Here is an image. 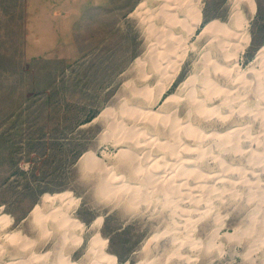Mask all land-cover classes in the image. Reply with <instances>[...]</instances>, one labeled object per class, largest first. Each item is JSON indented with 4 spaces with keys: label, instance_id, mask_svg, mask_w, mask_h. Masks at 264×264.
Returning <instances> with one entry per match:
<instances>
[{
    "label": "rangeland",
    "instance_id": "obj_1",
    "mask_svg": "<svg viewBox=\"0 0 264 264\" xmlns=\"http://www.w3.org/2000/svg\"><path fill=\"white\" fill-rule=\"evenodd\" d=\"M162 3L111 0L87 10L74 27L77 56L65 62L27 60L26 0H0V216L10 221L0 264H264V0H254L252 15L237 7L247 19L242 52L238 37L199 36L210 21L232 28L233 0H201L173 80V58H150L166 39ZM113 175L121 181L109 183ZM60 206L79 225L72 235L32 213L20 221L34 207ZM4 234L17 238L4 243ZM95 235L104 245L94 253ZM191 241L194 254L183 248Z\"/></svg>",
    "mask_w": 264,
    "mask_h": 264
},
{
    "label": "bare ground",
    "instance_id": "obj_2",
    "mask_svg": "<svg viewBox=\"0 0 264 264\" xmlns=\"http://www.w3.org/2000/svg\"><path fill=\"white\" fill-rule=\"evenodd\" d=\"M200 1L201 0H163V3L161 4V7H160V17H162V20L164 21V23L166 24V25H164V27H163V29H165L166 30V32H164V31H162V33L164 34V36H166V39H163V41H161V42H163L162 43V45H158V44H155V46L154 47H152L151 49H150V58L151 59H153V60H156V61H158V59L160 58V59H163V60H165L166 59V61H167V59L170 57V58H173V61L171 62V64H173V67H171V68H173L174 69V74H168L169 76H167L168 78L169 77H174L175 76V74L177 73V70H178V68H179V65H180V63L183 61V59H184V56H185V54H186V42H187V39L191 36V35H193V33H194V31L196 30V28L199 26V24H200V22H201V18H202V15H201V8L199 7V4H200ZM241 3H243L244 4V6L246 7V9H247V11H248V13L249 14H253L254 12H255V3H254V0H233V7H234V9H233V12H232V14H231V16H230V22H231V25H232V28H230L228 25H224V24H221V23H219L218 21H210V22H207L203 27H202V29H201V31H200V33H199V36H206V35H208L207 37H209V35L210 36H213L214 38L216 37H219V36H221L222 37V35L224 36H230L231 38V40H232V36H235V37H238L239 38V42H241V44H240V46L237 48V47H235V48H237V49H239L240 48V50H241V52H242V50L244 49V47L248 44V37H247V34H246V24H247V19H246V16L245 15H243V13L239 10V9H237V7L241 4ZM160 4V3H159ZM161 23H163V22H161ZM160 23V24H161ZM159 27V26H158ZM160 27H162V25L160 26ZM175 28H178V30H179V33H178V35L176 34V31H175ZM157 29V28H156ZM156 31V30H155ZM159 31V30H158ZM157 34V33H156ZM161 34V33H160ZM160 34H159V37H160ZM158 35V34H157ZM232 35V36H231ZM157 37L158 36H156L155 35V38L157 39ZM158 37V38H159ZM220 37V38H221ZM235 37L233 38L234 40H235ZM163 38V37H162ZM161 38V39H162ZM165 38V37H164ZM226 38V37H225ZM218 39V38H217ZM158 41H160V38H159V40ZM219 41H220V39H219ZM218 41V42H219ZM157 42V41H156ZM227 42V41H226ZM235 42V41H234ZM160 43V42H159ZM228 43V42H227ZM230 43V42H229ZM219 45V44H218ZM228 45V44H227ZM223 46V45H222ZM226 46V45H225ZM225 46H224V48H225ZM234 46V45H233ZM233 46H230V47H233ZM236 46V45H235ZM218 47V46H217ZM220 47V46H219ZM227 47V46H226ZM229 47V48H230ZM220 49V48H219ZM237 49H235L236 51L235 52H237ZM225 50H227V49H225ZM149 52V51H148ZM223 52H224V50H223ZM226 52V51H225ZM228 52V51H227ZM234 52V51H233ZM231 54H233V53H231ZM259 54L260 55H264V46H262L261 48H260V50H259ZM221 55H222V53H221ZM226 56H227V54H226ZM226 56H225V58H226ZM222 57H223V55H222ZM224 58V57H223ZM221 60V59H220ZM156 61H154V62H156ZM162 61V60H161ZM220 62V61H219ZM149 63V62H148ZM218 63V62H217ZM155 65H158V64H156V63H154ZM161 64H163V62H161ZM165 65V64H164ZM167 65V64H166ZM159 66V65H158ZM170 66V65H169ZM222 66V65H221ZM221 66H220V70H222V68H221ZM167 67V66H166ZM166 67H165V70H166ZM213 67H215V66H213ZM170 68V67H169ZM169 68H167V69H169ZM216 68V67H215ZM146 69V68H145ZM148 69V68H147ZM152 69V68H151ZM150 69V70H151ZM162 69V68H161ZM172 70V69H171ZM218 70V69H217ZM163 71V70H162ZM170 71V70H169ZM213 71H216V69H213ZM164 72H168V70L167 71H164ZM223 72V71H222ZM228 72V71H227ZM164 74V73H163ZM228 74V73H227ZM165 75V74H164ZM173 77H172V80H173ZM231 78V77H230ZM229 78V79H230ZM243 78V77H242ZM227 79H228V77H227ZM232 79V78H231ZM172 80H170L169 82H171ZM209 80V79H208ZM207 80V81H208ZM234 80V79H233ZM206 82V81H205ZM209 83H210V81H208ZM259 82V81H258ZM208 83V84H209ZM165 84V83H164ZM259 84H261V82H259ZM258 84V85H259ZM170 85V84H169ZM209 86H210V88H211V85L209 84ZM261 86V85H260ZM260 89V88H259ZM263 89V88H262ZM166 90V88L165 87H162L160 90H159V96H162V93L164 92ZM264 90V89H263ZM257 92V91H256ZM259 92V91H258ZM224 94H226V91H225V93ZM227 94H229V92L227 93ZM258 93H256V96H259V95H257ZM224 96V95H223ZM230 96V95H229ZM262 97V96H261ZM203 98V97H202ZM224 98H225V96H224ZM201 99V98H200ZM226 99V98H225ZM263 99V98H262ZM262 99H260L259 98V100H256V101H258V102H256V104L258 103L259 104V101L260 100H262ZM167 100V99H166ZM194 100V99H193ZM197 101H198V99H196ZM231 100V99H230ZM195 101V100H194ZM210 101V100H209ZM212 101V100H211ZM222 101V100H221ZM191 102V101H190ZM203 102V101H202ZM224 103H226V102H224ZM260 103H262V102H260ZM198 104H200V102L198 103ZM203 104H204V102H203ZM206 104V103H205ZM229 104V103H228ZM260 105V104H259ZM200 106L201 105H199V108H200ZM228 106V105H227ZM220 107V106H219ZM218 107V108H219ZM213 108V107H212ZM214 108H216V106L214 107ZM213 108V109H214ZM222 108V107H221ZM227 108V107H226ZM209 110L210 109V112H211V108H206V110ZM217 109V108H216ZM256 109V108H255ZM261 109H262V107H261ZM229 110V109H228ZM228 110H226L227 112H228ZM257 110V109H256ZM207 112V111H206ZM209 112V113H210ZM216 112H218V109H217V111ZM216 112H214V113H216ZM230 112V111H229ZM208 112H207V114H209ZM212 113V112H211ZM218 113H220V111L218 112ZM233 113V112H232ZM256 113H258V112H256ZM222 114V113H221ZM260 114V113H259ZM142 115L143 116H147V115H149V113L148 112H142ZM215 115V114H214ZM214 115H212V116H214ZM229 115H231V114H228V116H226V118H229V117H231V116H229ZM202 117V116H201ZM217 117H218V115H217ZM223 117V116H222ZM225 117V116H224ZM223 117V118H224ZM242 117V116H241ZM249 116H247V118H248ZM143 118H145V117H143ZM216 118V117H215ZM244 118V117H243ZM247 118H245V119H247ZM220 119H221V116H220ZM240 120H241V118H240ZM255 122V121H254ZM253 123V122H252ZM235 125V124H234ZM233 125V126H234ZM262 126V125H261ZM233 128V127H232ZM236 129V128H235ZM241 129V128H240ZM240 129H239V131H240ZM229 130V129H228ZM262 130H263V127H262ZM261 131V130H260ZM212 132V131H211ZM242 132H243V129H242ZM202 133V132H201ZM214 133H216V132H214ZM220 133V132H219ZM225 133V132H224ZM261 133H263L262 131H261ZM202 135H203V133H202ZM216 135V134H215ZM214 134L213 135H211V134H207V136H215ZM221 135H225V134H221ZM226 135H228V136H232V137H234V135H238V133H237V131H230V132H228ZM253 135H256V134H253ZM206 137V136H205ZM249 137H251V135L249 136ZM248 137V138H249ZM211 138V137H210ZM209 138V139H210ZM251 138H253V137H251ZM251 138H249L250 139V141L251 140H253V139H251ZM255 138V137H254ZM219 139V138H218ZM238 139V138H237ZM239 139H240V137H239ZM246 139V138H245ZM249 139H247V141L249 140ZM223 140V139H222ZM225 140V139H224ZM228 140H229V137H228ZM240 140H242V139H240ZM244 140V139H243ZM257 140V139H256ZM255 140V141H256ZM160 141V140H159ZM187 141H189V140H187ZM227 141V140H226ZM260 141V140H259ZM192 142H194V141H192ZM252 142V141H251ZM254 142V141H253ZM206 143V142H205ZM209 143V142H208ZM255 143V142H254ZM201 145H202V142L200 143ZM204 144V143H203ZM243 144V143H242ZM253 144V143H252ZM262 144V143H261ZM155 145V144H154ZM205 145V144H204ZM251 145V144H250ZM249 145V146H250ZM206 146H207V144H206ZM254 146V145H253ZM253 146H251V147H253ZM256 146H257V144H256ZM263 146V145H262ZM261 146V147H262ZM205 147V146H204ZM237 147V146H236ZM260 146L258 145V148H259ZM264 147V146H263ZM174 147H172V149H173ZM210 148V147H209ZM243 148H245L244 147V145H243ZM250 148V147H249ZM254 148V147H253ZM143 149H145V148H143ZM142 149V150H143ZM139 150V149H138ZM153 150V149H152ZM152 150H151V152H152ZM185 150V149H184ZM188 150V149H187ZM211 150V149H210ZM256 150H258V149H255L254 151H256ZM260 150V149H259ZM173 151H174V149L170 152L171 153V157L173 156ZM175 151H176V149H175ZM143 152V151H142ZM146 152H147V150H146ZM153 153V152H152ZM155 153V152H154ZM161 153H163V152H161ZM177 153H179V152H177ZM190 153V152H189ZM146 154H148V153H146ZM149 155V154H148ZM146 156V155H145ZM159 156V155H158ZM178 156V155H177ZM195 157H196V155H195ZM194 157V158H195ZM147 158V157H146ZM155 158H157V157H155ZM159 158V157H158ZM168 158V157H167ZM166 158V160H169V161H171L170 159H167ZM175 158V157H174ZM176 159H178V158H176ZM81 160L83 161V163L85 164V165H89V164H91L93 161H94V159H93V155H91V153L89 154V153H85V154H83L82 155V157H81ZM164 160V159H163ZM173 160V159H172ZM211 160V159H210ZM209 160V161H210ZM153 161H154V159H153ZM172 162V161H171ZM175 162H176V160H175ZM174 162V163H175ZM203 162V161H202ZM150 163V162H149ZM164 163V162H163ZM170 163V162H169ZM168 163V164H169ZM195 163V162H194ZM93 164V163H92ZM168 164H167V166H168ZM149 165V164H148ZM164 165V164H163ZM173 165V164H172ZM188 165V164H187ZM203 165V164H202ZM201 165V166H202ZM246 165V164H245ZM144 166H145V164H144ZM147 166V165H146ZM174 167V166H173ZM186 167V166H185ZM199 167V166H198ZM176 168V167H175ZM200 168V167H199ZM195 170V169H194ZM192 171V170H191ZM190 171V172H191ZM199 171V170H198ZM113 173V172H112ZM114 174V173H113ZM117 174V173H116ZM211 174V173H210ZM118 175V174H117ZM112 178V181H109V183L110 182H113V181H115L117 178H120L119 176L118 177H116V179H114L113 180V178H115V176L113 175V177H111ZM110 178V179H111ZM262 178H264V177H262ZM262 178L260 179V180H262ZM103 179V178H102ZM231 179V178H230ZM120 181H121V178L119 179ZM123 181V180H122ZM208 181V180H207ZM107 182V181H106ZM106 182H105V184H106ZM116 182H118V180L116 181ZM223 181H218V183H222ZM264 182V181H263ZM158 183V182H157ZM161 183V182H160ZM160 183H158V184H160ZM163 183V182H162ZM189 183V182H188ZM198 183V182H197ZM200 183V182H199ZM198 183V184H199ZM205 183V182H204ZM240 183H242V182H240ZM112 184V183H111ZM176 184V183H175ZM252 184V183H251ZM108 185H110V184H107V186ZM212 185V184H211ZM217 185H219V184H216L215 186H217ZM196 186H197V184H196ZM208 188V187H207ZM132 189V188H131ZM130 188H129V190H131ZM205 189V188H204ZM234 189H236L235 187H234ZM133 190V189H132ZM237 190H238V188H237ZM201 191V190H200ZM235 191V190H234ZM178 194L180 193V191L179 192H177ZM191 192H189V194H190ZM246 194H247V192H246ZM182 195H184V194H182ZM181 195V196H182ZM195 195V194H194ZM179 196V198H180V195H178ZM178 196H177V198H178ZM66 197H68V195L67 194H58V195H52V196H43L42 197V205L43 206H45L46 204H50V205H52L53 203H54V201H57V200H59V201H62V200H66L65 198ZM184 198V197H183ZM188 199V198H187ZM233 201H234V199H233ZM64 202H66V201H64ZM71 202V201H70ZM179 202H181V201H179ZM178 202V203H179ZM187 202V201H186ZM62 203V202H61ZM176 203H177V201H176ZM185 205H187V204H185ZM177 206H178V204H177ZM198 206V205H197ZM201 206V205H200ZM203 206V205H202ZM64 207H66V208H64ZM182 207H184V206H182ZM191 207V206H190ZM204 207V206H203ZM202 207V208H203ZM46 207H44V209H45ZM196 208H198V207H196ZM199 209V208H198ZM201 210V209H200ZM43 210L41 209V207H34L33 208V210H32V214L34 215V218L36 219V221H35V223H37V221H39V222H41L40 220H42V222H44V223H46V222H48V221H52V222H57L58 223V225L60 226L61 224L62 225H64V226H66V225H68L69 226V234L70 235H72V234H74L75 232H74V230H76V229H78L79 228V225H77L76 224V222L75 221H73V219H70L69 218V216H68V212H67V206H60V207H53L52 208V210L50 211V212H46L45 213V210H44V213L45 214H43V212H42ZM195 213V212H194ZM190 215H191V213H190ZM193 216V215H192ZM191 216V217H192ZM189 217V216H188ZM179 220V219H178ZM193 220V219H192ZM195 220H196V218H195ZM194 220V221H195ZM200 220V219H199ZM189 221L190 220H188V224H189ZM197 221V220H196ZM9 220L8 219H5V218H3V217H0V230H3V229H6L7 227H9ZM44 223H42V224H44ZM57 223H56V225H57ZM38 224V223H37ZM100 224H101V219L100 218H98V219H96L95 221H94V223H93V226L94 227H96V228H98L99 226H100ZM183 224V223H182ZM41 225V224H40ZM50 225V224H49ZM190 225V224H189ZM52 226V225H51ZM42 227V226H41ZM54 227V226H53ZM61 227V226H60ZM59 227V228H60ZM186 227H188V226H186ZM61 228H63V227H61ZM65 229V228H64ZM56 230V229H55ZM63 230V229H62ZM66 230V229H65ZM58 231V230H57ZM56 231V232H57ZM60 231V230H59ZM193 232V231H192ZM60 233V232H59ZM77 233V232H76ZM61 234V233H60ZM58 235V234H57ZM3 238V237H2ZM17 237H16V235H11V234H4V243H13L14 241H15V239H16ZM77 240V239H76ZM76 240H74V241H76ZM2 241V240H1ZM72 241V240H71ZM77 242H80V238H78V241ZM78 244V243H77ZM90 244H91V249L92 248H95L96 250L94 251V253L97 251H100V250H97L98 248H102V245H104L102 242H101V239L99 238V236L98 235H95V237H93L92 239H91V241H90ZM4 245H6V244H4ZM100 246V247H99ZM181 247H183V245H180ZM2 247V246H1ZM0 247V251L3 249V248H1ZM98 247V248H97ZM5 248V247H4ZM184 248V250L185 251H189V252H193V254H194V252H195V243L193 242V241H191L188 245H186L185 247H183ZM182 248V249H183ZM198 248H199V246H198ZM181 249V250H182ZM183 250V251H184ZM5 252V251H4ZM178 252V251H177ZM93 253V252H92ZM192 254V253H191ZM179 255V256H178ZM253 256V255H252ZM106 259H108V260H110L112 263H114L115 262V259H114V257H110V256H104ZM177 259H182V261H183V259H185L179 252H178V254H177V257H176ZM18 260V259H17ZM16 260V261H17ZM185 261V260H184ZM250 261V263H252L253 262V259H250L249 260ZM182 263V262H181ZM13 264V263H12Z\"/></svg>",
    "mask_w": 264,
    "mask_h": 264
},
{
    "label": "crops",
    "instance_id": "obj_3",
    "mask_svg": "<svg viewBox=\"0 0 264 264\" xmlns=\"http://www.w3.org/2000/svg\"><path fill=\"white\" fill-rule=\"evenodd\" d=\"M110 2L111 0H26L24 57L32 61L73 60L77 56L74 44V27L77 22L87 10L105 8ZM31 213L32 210L20 221L25 222Z\"/></svg>",
    "mask_w": 264,
    "mask_h": 264
},
{
    "label": "trees",
    "instance_id": "obj_4",
    "mask_svg": "<svg viewBox=\"0 0 264 264\" xmlns=\"http://www.w3.org/2000/svg\"><path fill=\"white\" fill-rule=\"evenodd\" d=\"M89 113V112H88ZM86 114L85 118L83 120H77L78 122L77 125H81V124H85V123H88L90 122L96 115H97V110H93L92 112H90L89 114ZM24 189H28V187H24Z\"/></svg>",
    "mask_w": 264,
    "mask_h": 264
}]
</instances>
